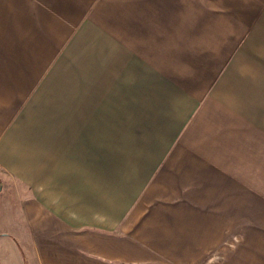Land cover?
Instances as JSON below:
<instances>
[{
    "label": "crops",
    "instance_id": "obj_1",
    "mask_svg": "<svg viewBox=\"0 0 264 264\" xmlns=\"http://www.w3.org/2000/svg\"><path fill=\"white\" fill-rule=\"evenodd\" d=\"M0 264H264V0H0Z\"/></svg>",
    "mask_w": 264,
    "mask_h": 264
}]
</instances>
